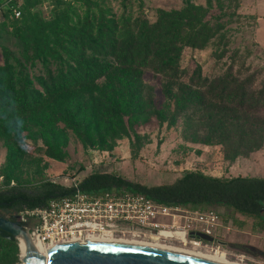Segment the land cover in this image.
I'll return each instance as SVG.
<instances>
[{
	"label": "trees",
	"instance_id": "16d2710c",
	"mask_svg": "<svg viewBox=\"0 0 264 264\" xmlns=\"http://www.w3.org/2000/svg\"><path fill=\"white\" fill-rule=\"evenodd\" d=\"M11 5H19L22 16L18 0ZM139 7L134 19H117L103 9L76 20L64 11L61 25L36 18L34 30L20 36V55L5 51L12 62L0 65V139L10 145L11 153L23 154L19 143L24 137L44 136L36 132L40 121L84 133L104 120L119 121L125 116L132 120L150 113L183 119L187 135L201 138L204 144L224 146L234 162L263 148L264 81L255 89L254 78L242 80L241 72L233 68L211 78L203 75L200 65L181 64L187 47H220L227 37L222 27L213 28L205 20L207 10L198 5L159 10L154 22L147 19L141 3ZM14 18L11 8L0 17ZM37 63L45 67L44 72H31ZM147 72L163 81L161 106L145 94ZM128 93L134 95L130 104L124 101ZM77 187L88 194H142L169 206L220 207L264 223V176L218 177L186 171L172 182L147 185L118 173L92 171ZM75 191L74 185L53 181L33 190L0 189V215L16 221L24 209L44 206ZM18 254L16 242L0 236V264H16Z\"/></svg>",
	"mask_w": 264,
	"mask_h": 264
},
{
	"label": "rangeland",
	"instance_id": "374dc122",
	"mask_svg": "<svg viewBox=\"0 0 264 264\" xmlns=\"http://www.w3.org/2000/svg\"><path fill=\"white\" fill-rule=\"evenodd\" d=\"M18 3L22 8L21 17L0 19V65L3 66L7 60L12 62L6 57V50L16 57L20 55V36L34 30L36 18L61 25L64 11L76 20L103 9L117 19H134L141 3L147 19L154 22L159 10H179L193 4L206 9L205 20L213 28L222 27L227 37L220 47L211 44L203 50L185 48L181 64L184 67L200 65L203 75L211 78L233 68L234 72H241L242 80L254 78L255 89L264 81V0H18ZM44 69L41 63L30 68L32 73L44 72ZM143 83L146 96L148 92L161 106L165 101L162 79L147 72ZM131 97L134 95L126 94L125 103L130 104ZM39 126L36 132L44 136L38 133L34 139H21L19 144L24 151L21 155L11 153L10 145L0 139V189L19 186L33 190L46 181L73 186L92 171L118 173L147 185L172 182L186 171L218 177L264 176V146L252 154L240 155L234 162L224 146L216 142L204 144L201 138L187 135L183 119H171L168 113L161 118L150 113L132 120L126 116L119 121L104 120L84 133L48 120L40 121ZM211 208L222 219L236 216L220 207ZM171 243L179 245L175 241ZM246 248L254 257L236 255L225 251L227 248L213 252L246 264H264V250L248 245ZM16 264L21 262L18 260Z\"/></svg>",
	"mask_w": 264,
	"mask_h": 264
},
{
	"label": "built area",
	"instance_id": "2783aa9c",
	"mask_svg": "<svg viewBox=\"0 0 264 264\" xmlns=\"http://www.w3.org/2000/svg\"><path fill=\"white\" fill-rule=\"evenodd\" d=\"M13 1L0 2V17L9 8L16 18L21 16L19 5H11ZM76 183V191L72 195L53 198L44 206L27 208L18 214L22 233L27 236L31 246L40 244L57 247L71 240L81 242L124 220H134L144 226L159 224L162 227L159 233L165 239L179 244L170 243L168 246L185 247L182 244L191 242L194 246L191 250H200L197 247L203 243L208 248L210 242L191 237L192 231L205 233L214 240L221 237L220 216L211 207L195 209L181 205L169 206L131 192L88 194L81 192ZM14 240L18 242V258L22 263L23 255L29 252L28 244L21 236H14Z\"/></svg>",
	"mask_w": 264,
	"mask_h": 264
},
{
	"label": "water",
	"instance_id": "95a60500",
	"mask_svg": "<svg viewBox=\"0 0 264 264\" xmlns=\"http://www.w3.org/2000/svg\"><path fill=\"white\" fill-rule=\"evenodd\" d=\"M6 205V203H4ZM3 205L0 203V206ZM0 236L14 240V236L24 237L29 253L34 250L29 239L22 233L21 226L0 215ZM190 236L207 242L214 238L202 232H190ZM25 264H212L155 250L116 245H67L57 246L23 260Z\"/></svg>",
	"mask_w": 264,
	"mask_h": 264
},
{
	"label": "flooded vegetation",
	"instance_id": "af4514ba",
	"mask_svg": "<svg viewBox=\"0 0 264 264\" xmlns=\"http://www.w3.org/2000/svg\"><path fill=\"white\" fill-rule=\"evenodd\" d=\"M14 222L19 223L18 219H16V221ZM161 228L162 227L159 224H151V225L144 226L134 220L133 221H130V220L117 221L112 226L106 227L103 231H98L95 234L96 235L95 237H87V238H84L81 242H78V241L76 242L82 243L83 241H87L90 239H107L111 241H127V242L134 241V242H146V243L155 242L158 244L168 246L170 245L171 241L165 239L162 236V234L159 233L161 231ZM230 246L231 244L228 241L223 240V239H217V240H214V242H210V244L208 245V248H206L205 243L200 244L197 248L200 249L201 251H210V250L214 251L219 248H223V249L229 248ZM186 247H188V249L194 248L193 243L191 242L187 243ZM235 248L241 253L249 252L248 248H246L245 246H237ZM212 253L218 254L215 252H212ZM236 255H238V253Z\"/></svg>",
	"mask_w": 264,
	"mask_h": 264
},
{
	"label": "bare ground",
	"instance_id": "6f19581e",
	"mask_svg": "<svg viewBox=\"0 0 264 264\" xmlns=\"http://www.w3.org/2000/svg\"><path fill=\"white\" fill-rule=\"evenodd\" d=\"M154 239V238H153ZM79 242V241H78ZM75 240L67 241L62 243L59 246H67V245H77V244H86V245H116V246H125V247H134V248H141V249H148V250H155L160 252H166L170 254H175L179 256H185L188 258H192L195 260H200L212 264H246L242 260H232L227 257L214 254L211 252H203L200 250H191L183 247H174V246H166L158 243H146V242H127V241H111L107 239H90L87 241H83L82 243H78ZM71 243V244H69ZM58 246V247H59ZM33 247L34 253L30 254L29 252L23 255V260L30 258L32 256L38 255L40 253H47L48 250L55 248L52 246H43L40 244H36ZM21 264H25L22 262Z\"/></svg>",
	"mask_w": 264,
	"mask_h": 264
},
{
	"label": "crops",
	"instance_id": "0c3cea01",
	"mask_svg": "<svg viewBox=\"0 0 264 264\" xmlns=\"http://www.w3.org/2000/svg\"><path fill=\"white\" fill-rule=\"evenodd\" d=\"M79 181L80 179L78 182ZM234 218V221L233 219H227V217L224 219L220 218L219 221L220 239L226 240L231 244V246L227 248L228 250L225 249V251L233 254H246L254 257L252 253H241L235 247H247L248 245L255 250H264V223L261 220L240 215H236ZM235 233H238L239 236L237 237Z\"/></svg>",
	"mask_w": 264,
	"mask_h": 264
}]
</instances>
